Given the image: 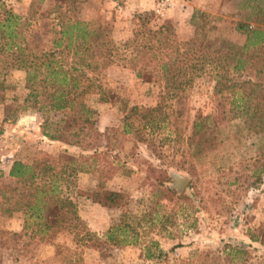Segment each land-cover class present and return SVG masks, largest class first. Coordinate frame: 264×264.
Here are the masks:
<instances>
[{
	"label": "trees",
	"instance_id": "1",
	"mask_svg": "<svg viewBox=\"0 0 264 264\" xmlns=\"http://www.w3.org/2000/svg\"><path fill=\"white\" fill-rule=\"evenodd\" d=\"M81 1L52 0L44 13L30 5L27 12L21 14L5 0H0V103L6 88L13 87L6 79L12 70L23 72L26 89L21 101L5 114L3 121L15 118L17 111L27 108L45 116L50 111L60 112L58 121H43L42 134L68 145L79 144L85 128L99 133L95 125L96 110L86 103L85 95L96 92L107 97L97 75L120 59L137 78L156 89L154 105L124 104L127 110L121 126L122 132L146 143L155 155H160L162 145L152 127L167 99L171 101L170 107L177 104L172 108L175 113L192 88L211 90V111L204 114L197 108L189 132L174 124L175 118L169 113L165 116L164 124L172 125L170 135L174 142L182 144L181 160L172 159L168 164L174 169L194 173L193 155L215 145V128L223 121L240 118L249 133L264 131V27L236 20L235 29L245 34L243 43L226 37L211 38L208 30L212 14L195 10L190 18L193 34L183 39L169 19L155 22L154 11L149 9L134 12L130 34L116 39L112 25L81 18ZM115 1L122 3V0ZM240 4L254 13L256 19H264V0H241ZM112 163V160L101 159L98 152L75 156L37 150L30 160L14 158L6 178L0 183V214L21 211L25 217L21 231L0 230V233H10L13 237L27 234L33 242L58 230L81 232L84 221L77 212L75 200L64 192L63 186L75 185L78 172L92 171L96 183L88 190L77 188V194L101 206L118 208L123 217L108 227L103 239L87 232L91 244L97 246L101 241L114 246L140 244L152 226L145 228L140 221L144 216L140 215H133L135 222H129V194L106 186L113 173ZM252 164L249 185H257L264 181V150ZM172 170L161 168L155 174L156 183L161 186L153 192L157 205L162 197L175 202L185 197L170 183ZM146 213L151 214L148 210ZM165 220L166 217L161 220L162 227ZM247 236L264 245V224L248 228ZM229 247L230 257L224 256V259L236 264L234 256L246 250L235 245ZM143 249L147 258H158L165 253L152 239ZM203 254L205 264L214 263L207 260V252ZM181 262L195 264L189 258Z\"/></svg>",
	"mask_w": 264,
	"mask_h": 264
},
{
	"label": "rangeland",
	"instance_id": "2",
	"mask_svg": "<svg viewBox=\"0 0 264 264\" xmlns=\"http://www.w3.org/2000/svg\"><path fill=\"white\" fill-rule=\"evenodd\" d=\"M219 1L221 14L212 15L208 30L211 38L226 37L243 43L245 34L235 29L236 20H247L251 26L259 24L264 27V19H256L257 16L250 13L247 7L242 8L241 0L210 3L216 5ZM5 2L16 12L25 14L30 5L44 13L52 0ZM133 4L132 0H122V3L115 0H82L79 14L92 23L97 21L112 25L114 38L122 39L130 34L132 14L142 11L133 9ZM153 11L155 22L165 19L155 8ZM189 26L188 31L181 33L183 39L187 34L188 37L192 35L194 26L192 23ZM23 76L18 69L10 72L6 79L13 87L6 88L0 103V183L6 178L4 173L11 158L30 160L37 150L75 156L98 152L101 159L113 161V173L106 186L129 194V222H135L133 215H140L144 216L141 224L145 228L148 225L152 227L146 231L140 244L114 246L101 241L97 246L92 245L88 234L103 239L108 227L123 216L118 208L101 206L77 194V188L88 190L96 183L94 172L80 171L76 184H65L63 190L75 200L84 229L76 233L58 230L43 240L35 239L33 242L29 241L27 234L13 237L10 233H0V264H184L181 261L186 258L195 264H205L202 259L205 252L207 260L213 264H231L229 259H224V256L230 257L227 253L231 245L246 250L234 256L236 264H264V245L251 241L247 236L248 228L264 224V181L249 185L251 177L248 175L254 166L252 162L264 150V131L249 133L240 118L217 124L215 145L193 155L196 171L189 173L168 165L172 159L181 160L182 144L174 142L170 135L172 125L169 122L164 124V119L169 113L175 118L174 124L189 132L196 109L206 114L213 107L210 89L189 90L183 106L179 105L180 110L175 113H172V108L177 104L170 107L171 101L167 99L152 127L162 145L158 156L146 143L135 141L132 135L122 132V118L127 110L124 104L154 105L156 89L137 78L132 70L122 65L120 59L97 75L98 82L107 91V97L96 92L85 95L86 103L96 110L95 125L99 133L85 128L80 134L79 144L68 145L42 134L43 121H58L62 115L60 112L50 111L45 116L42 112L27 108L17 111L15 118L3 121L5 114L14 110L16 103L26 93ZM105 98L107 101H104ZM161 168H172L171 174L178 172L188 177L180 190L175 187L178 193L182 192L185 196L180 202L162 197L161 203L155 204L153 192L161 189L156 183L155 174ZM170 183L172 185L173 180ZM147 210L151 212L150 215L146 213ZM24 217L21 211L0 214V230L21 231ZM164 217L166 220L162 227ZM151 239L156 240L165 251L158 258L144 255L143 246ZM171 247L174 248L171 250Z\"/></svg>",
	"mask_w": 264,
	"mask_h": 264
},
{
	"label": "crops",
	"instance_id": "3",
	"mask_svg": "<svg viewBox=\"0 0 264 264\" xmlns=\"http://www.w3.org/2000/svg\"><path fill=\"white\" fill-rule=\"evenodd\" d=\"M210 1L214 3L217 0H173V6L168 9L165 14H163V17H165V19H169L173 23L176 33L180 38H183L181 36V33L188 31V26L189 24H191L190 18L195 10H204L216 16L218 14H221L219 13L220 8H222V5H220V1L216 5L210 3ZM132 2L134 3L133 9L154 10L156 0H132ZM187 35L185 38L188 37ZM13 159L14 158H11L9 160L7 171L4 173L5 176L8 173L10 163Z\"/></svg>",
	"mask_w": 264,
	"mask_h": 264
},
{
	"label": "built area",
	"instance_id": "4",
	"mask_svg": "<svg viewBox=\"0 0 264 264\" xmlns=\"http://www.w3.org/2000/svg\"><path fill=\"white\" fill-rule=\"evenodd\" d=\"M173 6V0H156L155 10L159 14H165Z\"/></svg>",
	"mask_w": 264,
	"mask_h": 264
},
{
	"label": "water",
	"instance_id": "5",
	"mask_svg": "<svg viewBox=\"0 0 264 264\" xmlns=\"http://www.w3.org/2000/svg\"><path fill=\"white\" fill-rule=\"evenodd\" d=\"M173 176V184L172 186L176 187L177 190H180L181 187L184 186V184L187 182L188 177L184 174H180L178 172H172Z\"/></svg>",
	"mask_w": 264,
	"mask_h": 264
}]
</instances>
